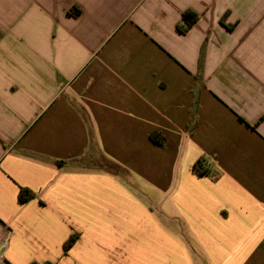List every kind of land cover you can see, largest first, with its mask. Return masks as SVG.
<instances>
[{
	"label": "crops",
	"instance_id": "obj_1",
	"mask_svg": "<svg viewBox=\"0 0 264 264\" xmlns=\"http://www.w3.org/2000/svg\"><path fill=\"white\" fill-rule=\"evenodd\" d=\"M6 238L8 264H264V0H0Z\"/></svg>",
	"mask_w": 264,
	"mask_h": 264
},
{
	"label": "trees",
	"instance_id": "obj_2",
	"mask_svg": "<svg viewBox=\"0 0 264 264\" xmlns=\"http://www.w3.org/2000/svg\"><path fill=\"white\" fill-rule=\"evenodd\" d=\"M69 13L73 16H77L79 13V10L77 8H72L69 10ZM198 20V16L197 14H195L194 12L188 10L186 12H184L182 14V19H181V23L178 25V30L181 33H186L187 31H189V29H191V27L197 22ZM199 67H201V60L199 62ZM198 100H199V96H198V90L195 88L193 90V103H192V108L190 111V115H189V120L187 123V132L189 134H192L195 130V128L197 127L198 124ZM150 139L158 144V145H162V140L158 137L157 134L152 133L150 135ZM57 165H64L66 164V161H56ZM100 169H103L107 172L110 173H117V171L119 170V166L111 161H103L101 162V165H99ZM194 169L199 172L200 174H204V175H209V169L207 168L204 159L200 158L199 160H197L194 164ZM33 197L32 193L29 192L27 189H23L20 188L19 192H18V199L21 202H26L29 201L31 198ZM77 239L76 235H72L67 242L64 244V251L66 252L75 242V240ZM31 264H37V263H31ZM43 264H51L49 262L43 263Z\"/></svg>",
	"mask_w": 264,
	"mask_h": 264
},
{
	"label": "built area",
	"instance_id": "obj_3",
	"mask_svg": "<svg viewBox=\"0 0 264 264\" xmlns=\"http://www.w3.org/2000/svg\"><path fill=\"white\" fill-rule=\"evenodd\" d=\"M8 247V238L0 241V264H8L5 260V252Z\"/></svg>",
	"mask_w": 264,
	"mask_h": 264
},
{
	"label": "rangeland",
	"instance_id": "obj_4",
	"mask_svg": "<svg viewBox=\"0 0 264 264\" xmlns=\"http://www.w3.org/2000/svg\"><path fill=\"white\" fill-rule=\"evenodd\" d=\"M94 153H95V156H96V158H99V159H101V155H100V153H99V152H97V151H96V152H94ZM99 159H98V160H99Z\"/></svg>",
	"mask_w": 264,
	"mask_h": 264
}]
</instances>
